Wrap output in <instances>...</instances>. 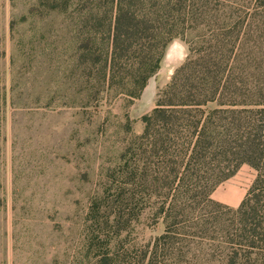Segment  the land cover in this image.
Returning a JSON list of instances; mask_svg holds the SVG:
<instances>
[{
    "label": "trees",
    "instance_id": "16d2710c",
    "mask_svg": "<svg viewBox=\"0 0 264 264\" xmlns=\"http://www.w3.org/2000/svg\"><path fill=\"white\" fill-rule=\"evenodd\" d=\"M108 3L107 39L92 24L78 47L92 57L94 100L140 98L177 39L188 40L189 55L143 116V132L127 139L86 219L94 243L120 238L146 213L164 232L147 245L109 246L100 264H264V0L222 25L206 0ZM243 165L256 178L235 210L213 194Z\"/></svg>",
    "mask_w": 264,
    "mask_h": 264
},
{
    "label": "rangeland",
    "instance_id": "374dc122",
    "mask_svg": "<svg viewBox=\"0 0 264 264\" xmlns=\"http://www.w3.org/2000/svg\"><path fill=\"white\" fill-rule=\"evenodd\" d=\"M108 1L0 0V264H100L109 246L147 245L164 232L146 213L112 242L89 239L93 198L104 194L127 139L143 132V116L189 55L188 40L177 39L140 98L94 100L92 57L78 47L89 43L92 24L107 39ZM206 1L221 25L256 7V0ZM95 51L99 57L102 46ZM255 178L243 165L213 199L236 210Z\"/></svg>",
    "mask_w": 264,
    "mask_h": 264
}]
</instances>
